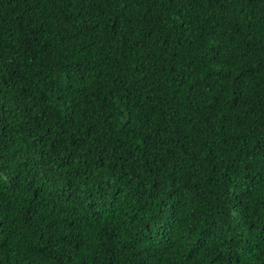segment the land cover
<instances>
[{
  "label": "trees",
  "instance_id": "1",
  "mask_svg": "<svg viewBox=\"0 0 264 264\" xmlns=\"http://www.w3.org/2000/svg\"><path fill=\"white\" fill-rule=\"evenodd\" d=\"M0 264H264V0H0Z\"/></svg>",
  "mask_w": 264,
  "mask_h": 264
}]
</instances>
